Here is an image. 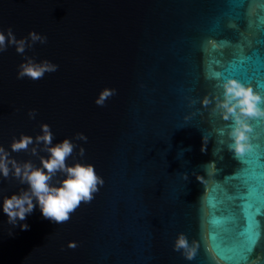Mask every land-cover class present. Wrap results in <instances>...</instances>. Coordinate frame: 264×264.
Here are the masks:
<instances>
[{"label": "water", "instance_id": "95a60500", "mask_svg": "<svg viewBox=\"0 0 264 264\" xmlns=\"http://www.w3.org/2000/svg\"><path fill=\"white\" fill-rule=\"evenodd\" d=\"M9 27L47 43L0 53V146L41 166L11 144L48 124L53 145H77L67 163L93 165L104 184L67 222L37 206L22 231L2 198L27 186L0 177V264H264V214L242 199L251 189L264 209V118L249 121L251 148L236 157L233 122L215 110L227 78L264 95V0H0ZM26 57L59 69L17 79ZM105 89L116 94L101 107ZM180 234L191 260L175 250Z\"/></svg>", "mask_w": 264, "mask_h": 264}, {"label": "clouds", "instance_id": "9594fccd", "mask_svg": "<svg viewBox=\"0 0 264 264\" xmlns=\"http://www.w3.org/2000/svg\"><path fill=\"white\" fill-rule=\"evenodd\" d=\"M37 42L46 44L47 36L33 31L27 37L17 39L11 27L6 34L0 31V53L7 51L9 46H15L17 53L24 54L27 48H32ZM19 69L17 79L28 77L39 80L46 73L58 71L59 65L48 60L36 62L33 58L26 57V62L21 63ZM219 86L223 88V99L219 96L215 98V110L225 121L233 122L228 125V136L234 143L228 147L234 151L236 157H240L251 148L248 141L253 129L249 121L264 118V95L235 78H227ZM115 94V89H105L95 103L103 107L107 99ZM203 103L208 105L211 101L205 99ZM28 115L35 119L37 111L33 109ZM41 131L42 134L35 137L22 134L19 139L14 138L11 144L12 152L30 151L32 156H39L41 166H36L31 160L19 162L11 157L5 147L0 146V177L4 180L15 179L20 185L27 186L22 187L18 193L4 195L2 198V209L8 217L7 222L13 227L19 226L22 231L30 229L27 223L21 222L26 221L37 206L44 219L56 224L67 222L81 203H91L94 193L104 184L103 178L97 175L93 165L67 163L70 157L74 158V149L77 147L72 139L66 138L53 145L54 133L50 125L42 124ZM75 139L87 142L88 138L83 133H77ZM201 151H206L205 142ZM40 152L49 155L40 156ZM84 154V148L80 147L78 155L83 157ZM59 176L63 178L60 179ZM197 179L202 180L201 177ZM76 246L75 242L69 244L71 248ZM181 249L189 260L196 255V249L189 247L184 234H180L175 242V250ZM261 258L258 257V261Z\"/></svg>", "mask_w": 264, "mask_h": 264}, {"label": "snow or ice", "instance_id": "6c2138e0", "mask_svg": "<svg viewBox=\"0 0 264 264\" xmlns=\"http://www.w3.org/2000/svg\"><path fill=\"white\" fill-rule=\"evenodd\" d=\"M251 195V189L247 191V195L243 196L242 199L246 201L247 209L249 214H255L259 210L261 214H264V209L258 208L252 201L248 199V197Z\"/></svg>", "mask_w": 264, "mask_h": 264}]
</instances>
